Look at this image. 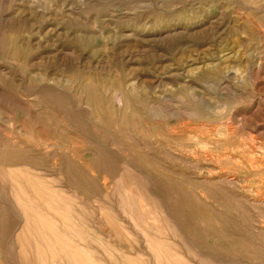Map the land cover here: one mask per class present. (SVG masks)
I'll return each instance as SVG.
<instances>
[{
  "label": "rangeland",
  "instance_id": "1",
  "mask_svg": "<svg viewBox=\"0 0 264 264\" xmlns=\"http://www.w3.org/2000/svg\"><path fill=\"white\" fill-rule=\"evenodd\" d=\"M263 182L264 0H0V264H264Z\"/></svg>",
  "mask_w": 264,
  "mask_h": 264
},
{
  "label": "bare ground",
  "instance_id": "2",
  "mask_svg": "<svg viewBox=\"0 0 264 264\" xmlns=\"http://www.w3.org/2000/svg\"><path fill=\"white\" fill-rule=\"evenodd\" d=\"M258 171V170H257ZM262 171H263V169H262ZM261 179V178H260ZM260 179H259V181H260ZM262 181V180H261ZM262 184V183H261ZM263 184H264V182H263ZM263 189V188H262ZM260 197V196H259ZM135 206V205H134ZM28 211L26 210V209H23V213H24V217H23V220L25 219V225H26V222H28V213H27ZM28 237V236H27ZM36 247V246H35ZM148 247V246H147ZM149 249L151 248V247H148ZM151 251H152V253L154 254V257H156L157 259H159V260H161V257H160V255L158 254V252H157V250H154V249H151ZM46 262V261H45Z\"/></svg>",
  "mask_w": 264,
  "mask_h": 264
}]
</instances>
